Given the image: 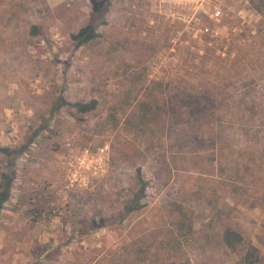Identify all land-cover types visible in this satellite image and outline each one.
<instances>
[{
	"label": "rangeland",
	"instance_id": "obj_1",
	"mask_svg": "<svg viewBox=\"0 0 264 264\" xmlns=\"http://www.w3.org/2000/svg\"><path fill=\"white\" fill-rule=\"evenodd\" d=\"M92 1L0 0V264H264V0Z\"/></svg>",
	"mask_w": 264,
	"mask_h": 264
},
{
	"label": "trees",
	"instance_id": "obj_2",
	"mask_svg": "<svg viewBox=\"0 0 264 264\" xmlns=\"http://www.w3.org/2000/svg\"><path fill=\"white\" fill-rule=\"evenodd\" d=\"M92 2H93L94 11L96 12L98 11L97 13L99 14H101L100 12L101 10L104 12L105 7H106L105 6L106 0H93ZM180 25L183 26L182 23H180ZM177 32H179V30ZM94 35H95L94 28L92 26H85V27H82L76 35L72 36V38L74 40H79L85 44L86 43L88 44L89 42H92V40L95 37ZM158 83L159 82H157L156 80H152V84H158ZM136 98H137L136 106L138 107V110L140 109V113L138 115L134 113L131 116V118L136 117V121L134 122H136L135 127H137L138 130L140 129L143 130L145 128L147 129L148 126L153 125L154 122H156L160 117L158 112L155 111L156 104L149 103L147 100L138 101L139 96H136ZM56 103L57 104L55 105L54 111L60 110L61 107L64 105L63 103L66 104L65 100H62V99L58 100ZM93 103L92 104H80L78 105V107L82 109L84 112H87L93 108ZM184 104L187 107L188 113L193 112V110L196 109V106H198V108H201L200 103L196 105V103L189 101V102H184ZM175 111H176V108L174 106L171 110V114L174 113ZM171 114L169 111L168 116ZM167 121H169L168 118H167ZM131 123L133 125V122ZM168 138H169V135H168ZM28 147L29 146H23L20 149V153H25L28 150ZM1 176L2 178L6 179V183H5V188L0 192V209L10 199L11 183H12V180L8 178L7 175L2 174ZM174 205H176V210H174L175 217L171 218V223L169 225L170 227L169 235H170V239L176 241L178 246L182 247L181 238L188 239L189 237L193 235L194 228H195V220L193 218V214L190 213V208H187V206H185L184 203L175 202ZM222 237H223V242L226 248L229 249L231 252L238 253L240 255V259L235 264H255L256 263L255 260L258 259L256 257L258 253L257 248L252 246L250 250L246 252L245 254L239 251L240 246L242 244V240H243L240 232L228 226L224 229ZM170 264H185V263L182 262V260H176V262H171Z\"/></svg>",
	"mask_w": 264,
	"mask_h": 264
},
{
	"label": "built area",
	"instance_id": "obj_3",
	"mask_svg": "<svg viewBox=\"0 0 264 264\" xmlns=\"http://www.w3.org/2000/svg\"><path fill=\"white\" fill-rule=\"evenodd\" d=\"M217 10V11H216ZM212 19H215V20H220L221 17H222V11L220 8H216L213 12H212Z\"/></svg>",
	"mask_w": 264,
	"mask_h": 264
}]
</instances>
